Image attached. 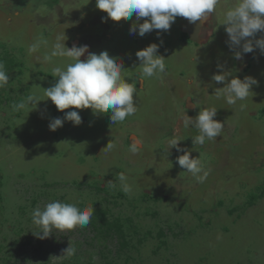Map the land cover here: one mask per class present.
I'll use <instances>...</instances> for the list:
<instances>
[{
  "label": "rangeland",
  "instance_id": "374dc122",
  "mask_svg": "<svg viewBox=\"0 0 264 264\" xmlns=\"http://www.w3.org/2000/svg\"><path fill=\"white\" fill-rule=\"evenodd\" d=\"M235 2L220 0L202 27L177 17L167 32L141 37L129 31L135 16L104 22L96 0H0V61L9 74L0 89V264H264V54L256 48L234 59L219 23ZM57 36L69 48L87 45L81 60L105 50L119 58L122 76L136 85L138 111L112 124L110 112L58 110L44 88L58 79L54 67L73 61H43ZM34 43L40 47L31 53ZM151 43L160 45L166 70L142 83L135 54ZM218 64L258 86L246 100L227 104L216 94L224 84L212 80ZM29 95L44 100L13 112L12 104ZM211 107L223 132L194 145L197 130L184 129L183 116L194 119ZM70 110L79 112L80 125L65 120L49 129ZM173 136L209 171L203 183L177 163L183 151L168 149ZM134 138L143 141L137 154L129 150ZM109 142L116 145L111 151ZM120 173L130 193L122 191ZM56 200L93 204L91 222L39 239L32 212ZM72 244L75 255L64 256Z\"/></svg>",
  "mask_w": 264,
  "mask_h": 264
},
{
  "label": "clouds",
  "instance_id": "9594fccd",
  "mask_svg": "<svg viewBox=\"0 0 264 264\" xmlns=\"http://www.w3.org/2000/svg\"><path fill=\"white\" fill-rule=\"evenodd\" d=\"M220 0H96V7L107 13V17H102L106 22L108 18L113 21L131 20L135 16V21L130 26V34H138L143 37L146 33L157 30L167 32L177 17L186 18L189 23L202 27L208 22L210 16L215 12ZM141 18L144 19L140 23ZM225 26L228 35L227 43L233 51L234 59L242 60L243 55L253 52L258 48L264 54V35L256 38L257 33H264V0H236L224 14L219 25ZM197 36L200 32L197 31ZM63 36H57V43L50 55L43 56L45 63L50 62L54 56L67 57L73 63L67 64L66 68L54 67L52 76L58 77L56 83L45 89V96L50 98L56 108L60 111L69 109L90 108L93 114L109 113L112 124L123 122L128 117L133 116L138 107L134 93L137 94L136 85L128 82L127 77L122 76L123 64L119 58L112 56L108 51L99 54L89 52L86 59L81 60L88 46L67 47ZM46 43V42H45ZM162 43V42H161ZM40 43L30 45L29 51H38ZM160 45L151 43L145 48L136 52V57L140 61L142 70L139 80L143 83L145 77L159 78L166 70L165 57L159 54ZM37 59H41L37 57ZM220 72L212 76L216 83H223L224 86L216 88L217 98L221 95L226 97L229 105H235L237 101L246 100L250 93H253V86H258L259 81L252 76H245L244 79L232 76V73L223 70V65L218 64ZM229 77H232L229 80ZM9 84V74L5 65L0 61V89H4ZM41 100L34 95H29L25 100L12 104V111L19 112L26 107L32 109L37 107ZM244 107L243 104L240 105ZM217 108H205L200 110L193 119L185 114L182 119L183 128H194L197 135L192 136L194 145L203 146L206 141H212L221 136L224 122L215 119ZM71 121L74 126L82 123V117L76 110L64 113L63 118H53L49 122V129L55 131L62 127L63 123ZM181 139L173 138L168 140V149L175 148L178 152L183 151V155L177 157V163L185 171L200 183H203L209 171L205 169L202 161L191 157L189 151L180 147ZM114 143H108L106 150L115 148ZM143 147V141L134 138L130 144V152L137 154ZM118 179L121 181L122 191L130 193L132 191L127 183V177L120 173ZM108 187L114 188L111 181ZM79 202L67 203L59 200L47 203L43 209L37 207L33 210L31 220L39 229L33 232L39 239L50 236L53 229L59 231L72 230L77 227H87L94 214L93 204L86 208H81ZM76 253L75 244L68 246L63 255L72 257Z\"/></svg>",
  "mask_w": 264,
  "mask_h": 264
},
{
  "label": "trees",
  "instance_id": "16d2710c",
  "mask_svg": "<svg viewBox=\"0 0 264 264\" xmlns=\"http://www.w3.org/2000/svg\"><path fill=\"white\" fill-rule=\"evenodd\" d=\"M184 38L188 39L189 37H188V35H187V34H184Z\"/></svg>",
  "mask_w": 264,
  "mask_h": 264
}]
</instances>
